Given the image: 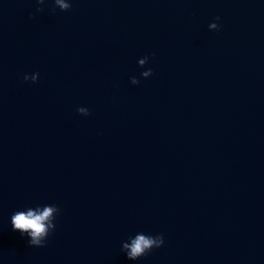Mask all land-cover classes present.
<instances>
[{"label": "water", "instance_id": "95a60500", "mask_svg": "<svg viewBox=\"0 0 264 264\" xmlns=\"http://www.w3.org/2000/svg\"><path fill=\"white\" fill-rule=\"evenodd\" d=\"M66 2L0 0V264H264V0Z\"/></svg>", "mask_w": 264, "mask_h": 264}, {"label": "clouds", "instance_id": "9594fccd", "mask_svg": "<svg viewBox=\"0 0 264 264\" xmlns=\"http://www.w3.org/2000/svg\"><path fill=\"white\" fill-rule=\"evenodd\" d=\"M39 5L45 4V0H36ZM56 8H59L62 12H67L71 9V3L66 0H54ZM37 11H43V8H37ZM219 20V17L216 18ZM210 30H218L217 23H211L209 25ZM148 63V57H144L138 61V64L143 68ZM152 70L148 69L141 73L142 77L147 79L152 75ZM38 73L29 78L27 75L24 77V81L28 82L31 79L32 83L38 81ZM131 84L137 85L139 81L135 78H131ZM78 114L82 116L90 115L88 109L78 108ZM59 213V209L55 205H45L42 208L36 207L28 208L27 210H18L11 216V225L14 231H18L21 235H27L29 239L30 247H44L49 233L54 231L55 224L53 220ZM164 244V238L162 235L155 237L138 233L134 238H130V243L122 244V251H126L129 260H138L151 252L154 248H160Z\"/></svg>", "mask_w": 264, "mask_h": 264}]
</instances>
